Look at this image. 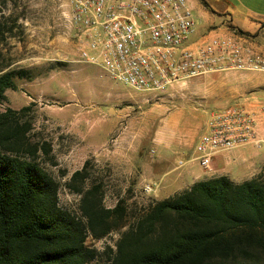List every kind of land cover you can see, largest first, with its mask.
I'll list each match as a JSON object with an SVG mask.
<instances>
[{
    "label": "rangeland",
    "instance_id": "1",
    "mask_svg": "<svg viewBox=\"0 0 264 264\" xmlns=\"http://www.w3.org/2000/svg\"><path fill=\"white\" fill-rule=\"evenodd\" d=\"M204 1L215 12L218 25L230 20L252 31L263 21L249 12L264 10V4L256 1ZM66 12V0H0V21L12 27L0 41V70L26 71L24 77H16L15 90H6L0 109L30 106L26 115L33 123L32 134L51 145L50 153L39 161L58 183L62 209L86 225L81 198L94 183L100 186L104 207L123 202L126 215L120 226L100 238L86 229L85 245L95 251L89 264H112L121 234L133 216L154 201L145 189L146 183L154 181L148 178L149 171L185 169L189 157L197 155L196 141L205 131L210 111L229 105L219 102L240 86L233 81L220 85L213 75L225 72H211L161 94L128 87L98 64L75 61L77 51L65 26ZM190 140L193 144L186 153ZM86 160L88 177L76 182L82 188L78 192L68 184Z\"/></svg>",
    "mask_w": 264,
    "mask_h": 264
},
{
    "label": "trees",
    "instance_id": "2",
    "mask_svg": "<svg viewBox=\"0 0 264 264\" xmlns=\"http://www.w3.org/2000/svg\"><path fill=\"white\" fill-rule=\"evenodd\" d=\"M5 24L0 21V41L12 30ZM25 74L0 70V104ZM29 109H0V264H89L95 251L85 245L86 229L103 237L121 225L125 207L121 200L104 207L98 183L81 198L86 225L59 206L58 183L39 161L51 145L32 134ZM88 165L71 175L68 185L78 192ZM112 264H264V167L241 183L212 176L152 201L121 234Z\"/></svg>",
    "mask_w": 264,
    "mask_h": 264
},
{
    "label": "built area",
    "instance_id": "3",
    "mask_svg": "<svg viewBox=\"0 0 264 264\" xmlns=\"http://www.w3.org/2000/svg\"><path fill=\"white\" fill-rule=\"evenodd\" d=\"M66 28L77 62L98 64L133 89L161 94L175 84L211 72H264L242 36L203 34L187 0H66ZM264 114V102L262 104ZM255 115L241 104L211 110L195 145L209 168L212 154L256 141ZM182 160H178L181 165ZM147 192L152 186L146 184Z\"/></svg>",
    "mask_w": 264,
    "mask_h": 264
},
{
    "label": "crops",
    "instance_id": "4",
    "mask_svg": "<svg viewBox=\"0 0 264 264\" xmlns=\"http://www.w3.org/2000/svg\"><path fill=\"white\" fill-rule=\"evenodd\" d=\"M187 1L193 9L196 20V34L194 35V39L203 34L214 32L233 34L234 31L227 26L228 23L232 24L230 20L218 25L215 12L210 10L202 0ZM255 1L260 5L264 4V0H253V2ZM249 12L254 18H263V21L260 22L258 27H254L252 31H249L234 24L232 25L245 32L255 34L248 36L242 35V41L252 50L254 55L264 61V10L250 9ZM257 73L260 74L258 75ZM213 76L215 79L221 80L220 85H228L233 82L239 84L240 88L234 94L229 95L219 103L223 105L239 103L252 112L256 119V141H262L259 142V145L251 141L229 150L215 151L211 156L209 168H204L198 164L199 162L196 156L194 157L192 154L187 160V167L180 169L177 173H174L177 166L167 171H149L148 178L154 181L146 184L152 186L150 193L154 200H162L178 194L188 189L196 181L212 176L223 175L235 183H241L254 176L264 167V114L262 113V104L264 102V72L251 70L229 71ZM192 144L193 140H190L184 150H189ZM161 145L166 149L164 144ZM188 150L186 153H188ZM158 162L161 163L162 161L158 160Z\"/></svg>",
    "mask_w": 264,
    "mask_h": 264
}]
</instances>
